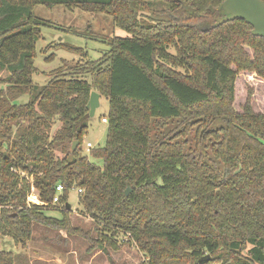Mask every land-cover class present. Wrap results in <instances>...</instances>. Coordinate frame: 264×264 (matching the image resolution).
Here are the masks:
<instances>
[{
  "label": "trees",
  "instance_id": "trees-1",
  "mask_svg": "<svg viewBox=\"0 0 264 264\" xmlns=\"http://www.w3.org/2000/svg\"><path fill=\"white\" fill-rule=\"evenodd\" d=\"M223 1L0 0V239L25 245L37 223L105 252L122 236L147 264H264V114L250 99L234 108L239 72L264 78V37L240 18L215 26ZM37 4L108 14L127 35L38 86L42 29H64ZM54 47L89 58L71 42ZM92 91L109 100L108 133L87 155ZM76 188L97 237L72 224ZM58 205L62 217L47 213ZM0 264L21 256L0 247Z\"/></svg>",
  "mask_w": 264,
  "mask_h": 264
},
{
  "label": "rangeland",
  "instance_id": "rangeland-1",
  "mask_svg": "<svg viewBox=\"0 0 264 264\" xmlns=\"http://www.w3.org/2000/svg\"><path fill=\"white\" fill-rule=\"evenodd\" d=\"M158 8L164 7L158 6ZM34 13L64 29L49 27L42 29V38L37 43L35 58L38 72L35 73L34 78L38 86L46 84L52 77L51 71L63 65L65 60L74 65L83 64L88 59H98L109 50L107 40L110 36L127 35L125 30L115 27L112 17L105 13H94L80 8L68 9L64 5L47 7L44 4H37ZM62 41L82 46L88 52L89 58L54 47ZM249 51L251 52L250 49ZM52 53L56 54L55 59L48 60ZM1 74L5 76L7 72L3 71ZM249 99L253 111L264 114V78L253 71L241 70L235 82L236 111L243 112ZM108 110L109 100L101 97L100 105L90 119L89 131L82 146L84 154L90 155L91 148L105 145L108 123L103 121V118L108 115ZM88 142L92 143L93 147H89ZM91 160L97 161L93 157ZM31 198L39 200L36 192ZM69 202L72 205L70 216L73 226L80 227L83 231H90L93 237H97L99 233L96 223L84 212L79 202L77 188L70 191ZM58 207H51L47 213L62 217L60 206ZM126 240L121 236L120 248L118 250L109 248L105 252L100 248H91V241L80 233L54 230L36 223L32 237L25 245L5 236L0 239V247L20 255L22 264H147L148 255L134 242H126Z\"/></svg>",
  "mask_w": 264,
  "mask_h": 264
},
{
  "label": "water",
  "instance_id": "water-1",
  "mask_svg": "<svg viewBox=\"0 0 264 264\" xmlns=\"http://www.w3.org/2000/svg\"><path fill=\"white\" fill-rule=\"evenodd\" d=\"M220 7L225 10L226 15L219 18L215 26L240 18L253 26L252 34L264 37V0H224ZM100 97L101 95L97 91L91 92L88 103L90 116L95 115V111L100 105ZM77 145L78 141H75L72 148L75 149ZM131 190V187L127 188L125 195L128 196ZM67 209H72L70 202L67 203ZM209 258L210 256L206 255L201 260Z\"/></svg>",
  "mask_w": 264,
  "mask_h": 264
},
{
  "label": "built area",
  "instance_id": "built-area-1",
  "mask_svg": "<svg viewBox=\"0 0 264 264\" xmlns=\"http://www.w3.org/2000/svg\"><path fill=\"white\" fill-rule=\"evenodd\" d=\"M103 121L107 122V118L104 117V118H103ZM87 145H88L89 147H93L92 143H90V142H88ZM63 190H64L63 185L59 184V185L57 186V194H56V196L54 197V200H53L54 203H58V202L60 201V194L63 192ZM34 191H35V187L32 186V192H33L32 195H34ZM80 191H81V189H78V192H80ZM32 195H31V196H32ZM31 196H29L28 200H32ZM35 200H36V201H35ZM35 200H32L31 202H38V203H41V201L39 202V200H37V199H35Z\"/></svg>",
  "mask_w": 264,
  "mask_h": 264
},
{
  "label": "crops",
  "instance_id": "crops-1",
  "mask_svg": "<svg viewBox=\"0 0 264 264\" xmlns=\"http://www.w3.org/2000/svg\"><path fill=\"white\" fill-rule=\"evenodd\" d=\"M100 99H101V97H100Z\"/></svg>",
  "mask_w": 264,
  "mask_h": 264
}]
</instances>
